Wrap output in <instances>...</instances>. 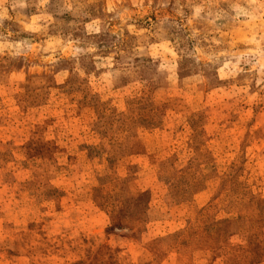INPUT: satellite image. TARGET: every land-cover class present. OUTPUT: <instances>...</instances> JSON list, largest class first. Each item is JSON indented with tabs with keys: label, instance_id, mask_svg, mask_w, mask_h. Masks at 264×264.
<instances>
[{
	"label": "rangeland",
	"instance_id": "374dc122",
	"mask_svg": "<svg viewBox=\"0 0 264 264\" xmlns=\"http://www.w3.org/2000/svg\"><path fill=\"white\" fill-rule=\"evenodd\" d=\"M0 264H264V0H0Z\"/></svg>",
	"mask_w": 264,
	"mask_h": 264
},
{
	"label": "trees",
	"instance_id": "16d2710c",
	"mask_svg": "<svg viewBox=\"0 0 264 264\" xmlns=\"http://www.w3.org/2000/svg\"><path fill=\"white\" fill-rule=\"evenodd\" d=\"M147 128H150V127H147ZM147 128H146V129H147Z\"/></svg>",
	"mask_w": 264,
	"mask_h": 264
}]
</instances>
